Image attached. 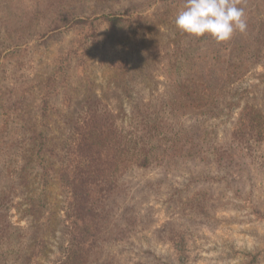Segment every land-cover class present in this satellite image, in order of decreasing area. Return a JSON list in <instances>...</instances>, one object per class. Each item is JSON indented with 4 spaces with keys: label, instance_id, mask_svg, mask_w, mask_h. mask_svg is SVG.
Instances as JSON below:
<instances>
[{
    "label": "rangeland",
    "instance_id": "obj_1",
    "mask_svg": "<svg viewBox=\"0 0 264 264\" xmlns=\"http://www.w3.org/2000/svg\"><path fill=\"white\" fill-rule=\"evenodd\" d=\"M184 2L0 0V264H264V0Z\"/></svg>",
    "mask_w": 264,
    "mask_h": 264
},
{
    "label": "clouds",
    "instance_id": "obj_2",
    "mask_svg": "<svg viewBox=\"0 0 264 264\" xmlns=\"http://www.w3.org/2000/svg\"><path fill=\"white\" fill-rule=\"evenodd\" d=\"M240 0H185L175 18L176 27L186 34L210 35L218 42L230 40L235 31L247 29L246 14Z\"/></svg>",
    "mask_w": 264,
    "mask_h": 264
},
{
    "label": "trees",
    "instance_id": "obj_3",
    "mask_svg": "<svg viewBox=\"0 0 264 264\" xmlns=\"http://www.w3.org/2000/svg\"><path fill=\"white\" fill-rule=\"evenodd\" d=\"M113 20L114 21H122V20H119V18H113ZM106 127H107L106 129L108 131H110L107 134L105 132L106 136L108 137L109 134L111 133L113 139H111V142L107 141L106 144H104L103 148L107 149V150H109L111 148V151H116V145L118 142L117 141L118 131H119L118 127H117V123L115 120H113V122L111 124H106ZM128 143L132 147H138L139 146L140 148H142L140 145H145V143H146L145 142V135L132 133V136L130 137ZM103 152H105V151H103ZM143 153H144V151H143ZM111 156L113 157V155H111ZM139 156L141 157L142 155H139ZM152 157H153L152 154H149V153L146 156H142V158L137 162V165L141 166V167H149L150 163L152 162V160H151ZM94 158H99L98 152L91 154V157L89 158V160L92 161V159H94ZM100 159H101V157H100Z\"/></svg>",
    "mask_w": 264,
    "mask_h": 264
}]
</instances>
